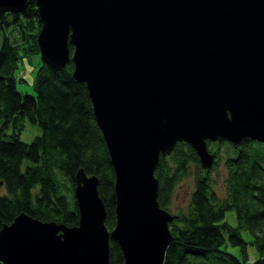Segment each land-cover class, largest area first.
<instances>
[{"label": "water", "instance_id": "obj_1", "mask_svg": "<svg viewBox=\"0 0 264 264\" xmlns=\"http://www.w3.org/2000/svg\"><path fill=\"white\" fill-rule=\"evenodd\" d=\"M28 0H0V15ZM41 62L74 65L116 174L115 226L98 180L75 176L78 224L25 214L0 229L2 264H163L171 214L158 205L160 156L189 144L203 170L206 141L264 142V0H35ZM72 46V55L69 51Z\"/></svg>", "mask_w": 264, "mask_h": 264}, {"label": "trees", "instance_id": "obj_2", "mask_svg": "<svg viewBox=\"0 0 264 264\" xmlns=\"http://www.w3.org/2000/svg\"><path fill=\"white\" fill-rule=\"evenodd\" d=\"M40 29L35 0L17 14L0 15V229L20 214L75 227V176L83 170L98 180L105 226L112 231L116 174L86 85L73 77L72 61L61 69L40 62L33 94L17 90V81H24L23 62L40 55ZM73 49L69 45L71 55ZM25 121L41 131L30 143L20 140ZM206 145L214 156L209 170L201 168L189 144L180 142L156 165L158 205L169 213L175 187L193 177L187 206L170 213L172 241L163 264H264V142L246 137L237 143L207 140ZM220 163L226 174L224 197L211 177ZM229 211L236 226L225 221ZM109 249V263L123 264L114 241Z\"/></svg>", "mask_w": 264, "mask_h": 264}, {"label": "rangeland", "instance_id": "obj_3", "mask_svg": "<svg viewBox=\"0 0 264 264\" xmlns=\"http://www.w3.org/2000/svg\"><path fill=\"white\" fill-rule=\"evenodd\" d=\"M11 38V37H10ZM2 43V36L0 35V46ZM41 62L40 55L33 56L30 61H24L21 69L23 71V80L17 81L16 87L22 94H33L32 80L35 72ZM41 131L36 125L30 124L28 121L24 123V129L20 134V140L24 143H30L36 136L40 135ZM225 170L222 163L217 171L211 173V177L214 179V189L220 197L225 195ZM193 190V177L192 175L186 177L180 184H178L172 194L170 213L175 214L177 210L184 209L189 201L190 193ZM225 221H227L232 226L237 225L235 214L233 211H229L226 214ZM230 251L236 253V250L228 248Z\"/></svg>", "mask_w": 264, "mask_h": 264}]
</instances>
